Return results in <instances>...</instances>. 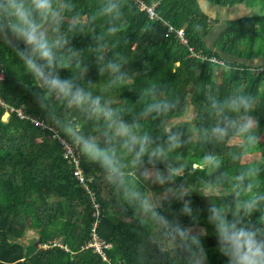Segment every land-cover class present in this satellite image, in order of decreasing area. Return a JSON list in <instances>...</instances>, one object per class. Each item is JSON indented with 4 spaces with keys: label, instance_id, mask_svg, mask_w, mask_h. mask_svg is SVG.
Wrapping results in <instances>:
<instances>
[{
    "label": "trees",
    "instance_id": "1",
    "mask_svg": "<svg viewBox=\"0 0 264 264\" xmlns=\"http://www.w3.org/2000/svg\"><path fill=\"white\" fill-rule=\"evenodd\" d=\"M141 1L148 5L156 3L154 9L159 18L150 19L138 6L135 11L125 7L121 21L123 31L108 36L107 18L97 15L104 0H71L74 7L66 14L65 27L72 22L70 17L76 15L81 18L83 31L66 35L76 53L75 61H80L89 70L82 74L72 67L61 75L75 76L82 85L91 80L95 86L94 94L99 93L105 87L107 77L98 73L95 50L98 42L92 37L93 33L104 35L107 48L102 51L105 58H110L113 53L126 56V71L132 79L126 87L100 94L113 98L118 106L125 108L126 120L140 119L142 130L153 137L164 136L166 127L182 132L186 143L177 153L181 154L180 162L191 166L189 183L215 175L207 169L197 171L199 158L204 153L219 155L221 171L228 174V180L239 172L241 160L252 156L258 159L251 166L260 169L258 179L253 182V192H264V65L252 64L264 59V0H205L209 6L218 9L241 6L249 10L248 15L223 21V30L218 33L213 47L207 45L206 38L219 21L206 14L198 0ZM125 3L130 4L131 0H125ZM165 23L176 29L182 28L188 47L206 59L191 57L188 48L174 35H167ZM212 57L222 64L208 61ZM225 63L231 67H225ZM0 64L4 73L0 83V101L4 105L0 106V264H138L140 233L146 236L147 229L141 227L130 209L124 212L119 208L118 194L106 182L98 166L80 156L79 167L84 178L89 179L87 187L99 210L93 231L100 241L111 246L104 250L105 261L85 248L96 221L92 216L95 209L90 196L73 176V166L64 158L62 145L52 132L36 126L30 119H19L15 112L1 120L8 108L21 109L26 115L42 118L48 123L53 117L37 105L31 78L18 66L10 48L0 46ZM152 83L159 89L156 99L175 100L178 97L179 103L165 116L156 117L153 113L140 117L145 105L153 99L143 95ZM235 92L251 93L256 98L254 116L260 121L257 129L259 145L249 148L243 138L199 143L197 127L215 123V118L207 111L208 100ZM49 111L55 117L78 123L84 134L99 136L96 122L85 120L79 112H65L55 101L50 103ZM233 153H240L241 158L234 161ZM246 167L244 164L240 170ZM218 195L219 202L230 201L231 184L226 182ZM194 204L207 207V201L199 194H194ZM182 222L190 223L188 218H182ZM201 226L207 227L209 232L205 238L208 264H222L223 258L215 251L212 229L203 216ZM29 229L38 233L33 246L22 241ZM166 264H180V261L170 257Z\"/></svg>",
    "mask_w": 264,
    "mask_h": 264
},
{
    "label": "clouds",
    "instance_id": "2",
    "mask_svg": "<svg viewBox=\"0 0 264 264\" xmlns=\"http://www.w3.org/2000/svg\"><path fill=\"white\" fill-rule=\"evenodd\" d=\"M73 7L71 0H0V46L10 48L18 66L30 76L34 99L53 117V130L62 134L64 144L98 166L118 194L119 208L124 212L130 209L141 227L147 229L146 236L140 233L138 264H166L170 257L178 258L180 264H208L205 238L209 232L201 226L202 216L212 229L215 251L223 258L222 264H264V192H253L260 169L248 166L228 180V174L221 171L219 155L207 152L199 158L197 171L207 169L215 175L189 183L191 166L180 162L181 154L177 153L186 143L183 133L166 127L164 136L153 137L142 130L140 119L126 120L127 110L113 98L100 94L126 87L132 79L126 71V56L113 53L105 58L104 35L93 33L92 37L98 42V73L107 77L99 93L94 94L91 80L82 85L75 76H62L61 72L72 67L82 74L89 70L75 61L76 53L66 35L83 31L81 18L76 15L65 27L66 14ZM125 7L135 11L136 0L130 4L125 0H104L99 7L97 15L108 20V36L123 31ZM224 66L231 67L228 63ZM158 91L156 83L144 90L143 95L153 99L140 117L153 113L161 117L175 110L179 98L156 99ZM53 101L65 112L75 110L85 120H94L99 136L86 135L78 123L55 117L49 111ZM256 105L255 96L244 92L209 99L207 111L215 123L197 127L198 142L243 138L247 147H257L260 121L254 116ZM240 158V153L232 154L234 161ZM226 182L231 184L233 195L230 201L221 203L218 193ZM194 194L207 201L206 208L194 204ZM182 218H188L190 223L184 224Z\"/></svg>",
    "mask_w": 264,
    "mask_h": 264
},
{
    "label": "built area",
    "instance_id": "3",
    "mask_svg": "<svg viewBox=\"0 0 264 264\" xmlns=\"http://www.w3.org/2000/svg\"><path fill=\"white\" fill-rule=\"evenodd\" d=\"M136 3H137L138 8L141 10H144L150 19H154V18L158 19L159 18L157 16V14L155 13V9H154L156 3H152V4L148 5V4H144L141 0H136ZM165 25L167 26V35H174L175 38H177L183 46L188 48V51H189L191 57L200 58L201 60L206 59L205 57L194 53L193 49L188 47L187 39L185 37V33H184V30L182 28L176 29L170 25H167V23H165ZM208 61H210L214 64H222L221 61H218L214 57L209 58ZM261 69H263V68H261ZM0 77H2V78H0V83H1L4 79V73L2 70L1 64H0ZM0 106L4 107V105L2 104L1 101H0ZM14 112L16 113V115L19 119H30V121L33 124H35L36 126H40L41 128H43V130H48V131L52 132L53 137L56 138L60 142V144L62 145L64 158H66L68 163L73 166V176L78 181L80 187L89 194L90 202L95 209L94 214L92 216L96 218V221L93 224V227L91 230V235H90V240L86 243L85 248L92 250L94 253L98 254L101 257V260L105 261L104 250H107L109 248V245H106L104 242L100 241L93 231V229L95 228V225L97 223V217H98L99 210H98V205L94 202L93 194L89 191V189L87 187V183L89 182V179L84 178L82 171L79 167L80 155L78 153L73 152L70 148H68L64 144V142L60 139L61 134L58 135L57 131L53 130V127H52L50 122L48 123L47 121H45L42 118H36V117L26 115L25 112L21 109L16 110L13 108H8L5 110L4 114L8 116V114L14 113Z\"/></svg>",
    "mask_w": 264,
    "mask_h": 264
},
{
    "label": "rangeland",
    "instance_id": "4",
    "mask_svg": "<svg viewBox=\"0 0 264 264\" xmlns=\"http://www.w3.org/2000/svg\"><path fill=\"white\" fill-rule=\"evenodd\" d=\"M213 8L217 9L216 13H213ZM212 9H210V13H212V17L218 19V25L216 26V29H222L223 28V20H225L226 18H228L227 14H225L224 12L226 10H228L229 8H223V9H218L216 7H213ZM243 8V7H242ZM245 13L241 14V15H246L249 13L248 10L244 11ZM252 13H254V10H252ZM229 14V13H228ZM213 36H209L206 38V41L208 42V44H210L212 42ZM264 63V59L262 61ZM216 76L218 77L219 74L217 73ZM221 79V78H218ZM5 118H7V115L3 114L1 117V120H5ZM258 158H254L252 156H248L245 157L241 160V164H240V168H237L238 171H241L240 169L242 168V166H244V164L248 166H251V163L253 161H255ZM193 167V166H192ZM205 178V177H204ZM206 179V178H205ZM38 239V233L36 232L35 229H29L25 232V235L22 238L23 243H25L27 246H33L36 241ZM106 244V243H105ZM107 245V244H106ZM111 246H109L108 249H110Z\"/></svg>",
    "mask_w": 264,
    "mask_h": 264
},
{
    "label": "crops",
    "instance_id": "5",
    "mask_svg": "<svg viewBox=\"0 0 264 264\" xmlns=\"http://www.w3.org/2000/svg\"><path fill=\"white\" fill-rule=\"evenodd\" d=\"M198 2H199V3H202V4H201L202 8L205 7V10H207L208 13H209V15L212 16V13H210L209 11H210V9H212L213 7H212V6H209V5L205 2V0H198ZM245 10H248V9H246V8H242L241 6H236V7H233V8H229L228 10H226V11L224 12L225 14H227L228 18H226V19L223 20V21H226V20H234V19H238V17L245 16V15H241V14L245 13V12H244ZM216 11H217V9L213 8V13H216ZM248 11H249V10H248ZM228 13H229V14H228ZM248 14H249V13H248ZM248 14H246V15H248ZM216 26H217V25H216ZM223 27H224V23H223ZM222 30H223V28H222V29H216V27H214L212 33L210 34L211 36H213L212 42H211L210 44H208V42H207V45H208L209 47H213V44H214V42H215V40H216V38H217L218 33L221 32ZM210 35H209V36H210ZM209 36H208V37H209ZM262 61H263V59H260L259 61L255 62V63H252V64H255V65H257V64L264 65V63H263ZM260 67H262V66H260Z\"/></svg>",
    "mask_w": 264,
    "mask_h": 264
},
{
    "label": "water",
    "instance_id": "6",
    "mask_svg": "<svg viewBox=\"0 0 264 264\" xmlns=\"http://www.w3.org/2000/svg\"><path fill=\"white\" fill-rule=\"evenodd\" d=\"M201 4H202V3H199V5H200V6H201ZM201 8H202V6H201ZM202 10H203V11H204L206 14H208V15H209L208 11H207V10H205V7H203V8H202ZM238 18H240V17H238Z\"/></svg>",
    "mask_w": 264,
    "mask_h": 264
}]
</instances>
